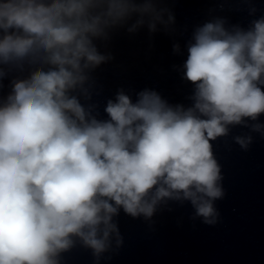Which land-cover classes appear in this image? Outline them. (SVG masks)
I'll list each match as a JSON object with an SVG mask.
<instances>
[{
	"label": "clouds",
	"instance_id": "clouds-1",
	"mask_svg": "<svg viewBox=\"0 0 264 264\" xmlns=\"http://www.w3.org/2000/svg\"><path fill=\"white\" fill-rule=\"evenodd\" d=\"M159 2L0 0V81L6 66L31 69L0 98V264H60L77 240L99 259L113 238L123 243L121 209L150 220L168 201H188L203 223L218 222L211 141L264 114V17L247 30L219 18L195 29L183 65L190 107L120 90L102 120L79 99H91L90 73L111 59L94 41L134 17L130 33L167 28L174 16ZM234 140L247 150L252 137Z\"/></svg>",
	"mask_w": 264,
	"mask_h": 264
}]
</instances>
